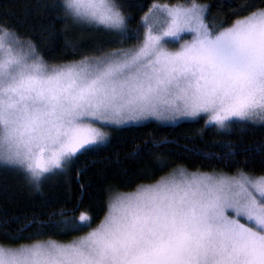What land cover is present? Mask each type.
Instances as JSON below:
<instances>
[{"label": "snow or ice", "instance_id": "snow-or-ice-1", "mask_svg": "<svg viewBox=\"0 0 264 264\" xmlns=\"http://www.w3.org/2000/svg\"><path fill=\"white\" fill-rule=\"evenodd\" d=\"M39 7L127 32L118 0ZM210 8L199 0L153 4L135 46L57 62L0 12V164L21 169L39 189L104 143L110 125L202 115L221 129L264 123V0L241 5L245 14L233 13L231 23L210 19ZM106 195L95 227L86 212L52 225L57 234L89 229L68 241L37 238L43 224L26 237L0 228V264H264V170L177 165L130 191L109 186Z\"/></svg>", "mask_w": 264, "mask_h": 264}, {"label": "trees", "instance_id": "trees-1", "mask_svg": "<svg viewBox=\"0 0 264 264\" xmlns=\"http://www.w3.org/2000/svg\"><path fill=\"white\" fill-rule=\"evenodd\" d=\"M59 2L0 0V12H8L9 22L31 35L50 62L78 60L81 54L97 49L135 46L137 36L143 32L141 18L153 4L184 0H118L128 17L124 35L102 26L65 21L58 9L39 7ZM199 2L211 5L210 19L217 23H231L236 18L233 13L245 14L241 5L260 4V0ZM177 165L191 172L197 169L233 172L240 167L259 173L264 170V125L234 123L230 128L220 129L199 120L176 126L149 123L114 129L107 144L83 152L65 173L42 180L39 189L29 183L22 170L0 165V228L26 237L43 224L45 235L37 238L71 240L89 229L57 234L52 225L60 222L63 227L65 220L79 222L80 213L86 212L95 227L107 210L109 186L130 191L136 184L150 183ZM5 219L9 222L4 223Z\"/></svg>", "mask_w": 264, "mask_h": 264}, {"label": "rangeland", "instance_id": "rangeland-1", "mask_svg": "<svg viewBox=\"0 0 264 264\" xmlns=\"http://www.w3.org/2000/svg\"><path fill=\"white\" fill-rule=\"evenodd\" d=\"M114 31H116V30H114ZM184 39L185 40H189V39H191V36L185 34L184 35ZM169 47L170 48H177V47H179V44L178 43H173V44H170ZM206 119H207V117L202 115L200 117H180V118H178V119H176L174 121H159V120H155V119H150V120H146V121H142V122H131V123L127 124V125H119V126L110 125V126L105 127V129H104L108 133V139L104 143L95 145L92 148L101 147V146H104L105 144H107L109 142V140H110V137H111V131L114 130V129L130 127V126H140V125H145V124H149V123H156V124L161 125V126H176V125H179V124H182V123H185V122H195V121H199V120H203L204 123H205ZM245 124H251V125H256V126L264 125V123H255V124H253V123H245ZM206 126L216 127L214 125H206ZM216 128H218V127H216ZM0 165H3V164H0ZM3 166H6V165H3ZM6 167H11L13 169H18V168L12 167V166H6ZM20 170L21 169H19V171ZM20 172H23V171H20Z\"/></svg>", "mask_w": 264, "mask_h": 264}]
</instances>
